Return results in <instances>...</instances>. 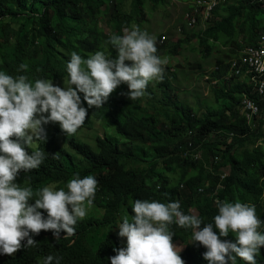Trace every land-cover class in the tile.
Instances as JSON below:
<instances>
[{
	"label": "trees",
	"instance_id": "trees-1",
	"mask_svg": "<svg viewBox=\"0 0 264 264\" xmlns=\"http://www.w3.org/2000/svg\"><path fill=\"white\" fill-rule=\"evenodd\" d=\"M114 1L0 0V71L14 77L27 75L33 82L69 81L66 65L71 53L77 52L84 58L99 46L89 33L83 36L79 30L72 32L76 27L70 31L67 28L70 21L86 25L92 19L94 28L100 24L101 28L109 27L114 34L122 35L125 27L133 23L140 26L146 18L147 0H119L115 4ZM229 1L214 11L206 30L199 28L198 32L185 27L182 30L188 40H198L204 61L214 53L229 59L216 61L219 71L213 72L215 78L210 75L209 81L216 82L211 85L214 102L221 103L223 109L197 118L189 109L173 108L177 96L166 73L162 81L155 83L161 100L141 106L145 109L142 115L126 111L127 105L133 103L128 98L109 97L98 109L89 108L81 99V106L88 110L82 129L91 130L95 123L102 122L106 131L112 129L120 138L96 135L93 144H89L59 128L48 129L45 142L39 145L47 158L39 168L21 171L15 183L27 182L33 189L56 183L58 189H66L74 173L79 172L81 178L93 175L98 181L93 205L103 210V214L79 220L75 234L67 236L62 232L59 240L50 231H41L33 237L35 247L21 248L11 256L0 254V264H42V258L48 255L62 257L60 264H110L109 258L116 254L113 249L126 247V238L118 236V227L124 215L129 218L134 215L132 206L137 199L179 201L181 211L187 215H193L191 209L196 208L202 227L213 223L218 214L215 204L218 199L255 205L257 216L264 221V122L257 119L252 128L240 107L246 96L263 112L264 101L257 97L250 76L225 79L228 62L238 59L240 51L255 46L264 36V0ZM151 2L154 10L166 0ZM101 16L107 18L108 26L100 23ZM161 38L156 44L160 56H181L179 48L171 46L168 50L165 43L161 44ZM22 63L28 65L27 71H18ZM196 69L203 67L198 65ZM134 105L138 107L140 102ZM154 115H163L165 120ZM189 142H193L190 149L201 152V159L185 155L184 148ZM131 162L147 163V168H127ZM224 169L228 173L216 189ZM172 172L178 173V177L168 174ZM170 227L175 233L173 243L177 250L182 248L179 255L184 264H208L203 259L206 249L194 244L192 229L175 223ZM234 238L224 239L234 242ZM256 262L264 264V247ZM236 264L246 262L237 258Z\"/></svg>",
	"mask_w": 264,
	"mask_h": 264
},
{
	"label": "clouds",
	"instance_id": "clouds-1",
	"mask_svg": "<svg viewBox=\"0 0 264 264\" xmlns=\"http://www.w3.org/2000/svg\"><path fill=\"white\" fill-rule=\"evenodd\" d=\"M106 43L115 49L114 58L104 51L86 59L71 53L66 65L68 87L0 71V254L11 256L21 248L35 247L33 237L41 231H50L56 240L62 232L74 235L77 222L93 207L98 188L93 175L81 178L79 172L74 173L66 189H58L56 183L38 189L27 182L15 183L21 171L39 168L48 156L39 147L46 140L43 126L58 123L64 133L75 134L88 116L78 93L89 108L98 109L121 84L128 87L127 98L136 101L146 95L151 81L163 80L168 57L158 54L154 35L133 23L123 29V35L112 34ZM27 68L22 63L18 71ZM215 204L218 214L213 223L202 227V219L182 212L179 201L135 200L134 215H124L118 227L126 247L113 249L116 254L109 258L110 264H184L179 255L182 248L178 251L173 243L175 233L170 226L174 223L193 230L194 244L206 249L203 259L208 264H236L237 258L257 264L264 247V221L255 205L219 199ZM229 234L234 242L221 239ZM61 259L48 255L42 264H60Z\"/></svg>",
	"mask_w": 264,
	"mask_h": 264
},
{
	"label": "rangeland",
	"instance_id": "rangeland-1",
	"mask_svg": "<svg viewBox=\"0 0 264 264\" xmlns=\"http://www.w3.org/2000/svg\"><path fill=\"white\" fill-rule=\"evenodd\" d=\"M237 1L239 0H230L229 3H235ZM184 2H186V0H166L165 4H158L156 8L153 10L150 6L153 5L151 0H147L146 10H145L146 18L140 23L139 27L141 28V30L147 31L150 35H154L156 41L160 37L166 36L167 41L165 42L164 46L168 50L170 49L171 46H176L181 50L182 54L179 57L162 55V57L164 56L168 57V63L167 65L164 66V73H166L169 76L173 90L177 96V99L173 101V108L189 109L193 114L197 116V118L199 117L202 118L207 112L220 111L223 109L221 103L216 104L214 102L211 84L210 82H207L205 78L208 75H211L212 78H215L216 74L213 73V69L217 64L216 61L218 59L224 62H226L229 59L226 58L224 54L217 55L214 53L209 60L204 61L201 57L200 50L198 49L199 46L198 40L193 39L190 41L187 39V35H185L184 32L182 31L179 32V29L183 30V27H185L187 30H191L186 27L183 21V16L186 8ZM115 3H119V0H115L114 4ZM99 21L100 23L107 25V18L101 16ZM93 25H94V21L92 19L91 21H88L86 25L77 24L75 22L70 21L67 24V28H69L71 31L73 27H76L77 30H72V32L77 33V31L79 30L81 31V34H83V36L89 33L91 40L97 39V41L99 42V46L97 47L98 49L96 50V52L104 51L106 54L112 55L114 58L116 55L115 49L111 48L110 44L106 43L109 40V37L114 33L110 31L109 27L101 28L100 24H98V27L96 29L93 27ZM106 29L112 33L110 36L105 34ZM195 30L199 32L198 29ZM121 34L123 35V31ZM106 36L108 37V40L105 38ZM59 48L62 49L61 47ZM63 52L67 53L68 51L63 50ZM94 53L95 52H93L92 54ZM89 55L87 54V56H85L84 58L86 59L87 57H89ZM230 55L231 54H229L228 56ZM233 57L234 56H231L230 58ZM198 65H201L203 69L202 70L196 69ZM52 82L54 85L60 87L69 86V81L66 79L59 81L52 80ZM155 83L156 81H151L148 84L146 88V95L143 98H140L136 101H131V103L132 102L133 103L127 105L125 109L128 113L142 115L144 114L143 111H145V109L140 108L141 106L146 107L149 104H151L154 100H161L160 94L156 89ZM127 92H128L127 85L121 84L109 97L120 96L123 98H127ZM78 95H80L81 99L83 100V94L78 93ZM135 102L136 103L140 102V106L136 107L134 105ZM157 109H161V108L157 107ZM44 115H47V113H45ZM158 118L160 120H165L163 115L159 116ZM43 127L45 131L48 129H54V130L56 128L61 129L58 123H51V122L47 125H44ZM106 129L107 127H105V124L99 122V123H95L94 127L91 130H85L82 129V127H80L75 134H71V135L74 136L77 140L89 144H93V140L96 135L99 136L108 135L114 140L120 138V136L116 134V132L113 131L112 129L109 131H106ZM134 148L137 149V147ZM127 168H147V163L131 162L127 164ZM168 174L174 176L175 178L178 177V173L176 172H172ZM93 214L96 215L103 214V210L98 209L96 205H93L92 209L88 212L87 216ZM261 231L263 233L264 228H262ZM217 235H218V231H217ZM229 237H232L231 234H229L228 237H222L221 239L229 238Z\"/></svg>",
	"mask_w": 264,
	"mask_h": 264
},
{
	"label": "built area",
	"instance_id": "built-area-1",
	"mask_svg": "<svg viewBox=\"0 0 264 264\" xmlns=\"http://www.w3.org/2000/svg\"><path fill=\"white\" fill-rule=\"evenodd\" d=\"M227 0H186V12L183 16L184 24L188 29H204L208 27V23L213 20V13L216 9L225 5ZM182 29H179L181 32ZM110 31L107 35H111ZM167 41L166 36H162L161 44ZM229 73L225 77L228 79L232 76H250V81L254 84L257 97L264 101V36H262L257 44L253 47H245L239 52L238 59H233L228 62ZM219 68L215 67L213 72H218ZM207 82L211 81L210 75L206 76ZM215 81L211 82V85H215ZM241 113L244 116L247 124L251 125L252 128L256 126V120L261 119L264 122V111L262 112L257 103L244 96L240 102ZM262 131L264 134V123L262 125ZM193 133L190 132L189 136ZM193 142H189L187 147L184 148L185 155L191 156L193 159L199 160L202 158L200 151L195 152V149H190ZM227 170H222L219 174V181L216 183V189L220 188V181L227 175ZM203 188L199 191L203 192ZM191 212L193 215H197L196 208H192Z\"/></svg>",
	"mask_w": 264,
	"mask_h": 264
},
{
	"label": "bare ground",
	"instance_id": "bare-ground-1",
	"mask_svg": "<svg viewBox=\"0 0 264 264\" xmlns=\"http://www.w3.org/2000/svg\"><path fill=\"white\" fill-rule=\"evenodd\" d=\"M185 3V2H184ZM63 67V66H62Z\"/></svg>",
	"mask_w": 264,
	"mask_h": 264
}]
</instances>
